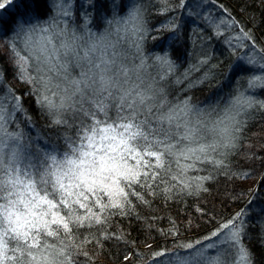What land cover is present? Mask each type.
<instances>
[{
    "label": "snow or ice",
    "instance_id": "6c2138e0",
    "mask_svg": "<svg viewBox=\"0 0 264 264\" xmlns=\"http://www.w3.org/2000/svg\"><path fill=\"white\" fill-rule=\"evenodd\" d=\"M211 2L179 0L175 8H170L168 0H162L165 5L162 12L181 9L187 20L182 22L173 16L153 29L152 36L143 26L142 9L133 5L127 20L115 21L121 25L116 29L117 35L130 31L136 37L133 45L140 62L132 67L124 62L127 55L117 50L120 41L104 43V34L97 36L87 29L90 19L84 9H95L96 0H80V18L85 23L83 35L66 27L75 15L76 0L0 2V47L6 44L16 78L32 86L29 94L33 95L40 113L49 118L47 127L56 130L63 140L58 150L49 151L40 133L34 139L30 136L25 143L23 131L5 130L17 113L28 127L34 129L35 124L22 96L5 87L6 80L0 76L3 87L0 92V264H76L74 256L80 253L83 244L92 242L85 236L76 243L80 229L88 230L93 236L91 230L95 229L105 240H122V235L106 230L111 216L129 215L133 199L147 204L144 193L154 192L153 184L162 172L172 180H179L181 191H207L203 185L212 176L198 177L194 184L185 183L180 176L190 170L198 171V164L224 167V161L216 160L211 154L220 148L236 146V133L242 125L236 116L254 107L264 109V100L245 94L258 83L264 89V75H248L257 66L264 72V49L259 50L262 62L259 65L251 56H238L228 65L227 74L220 71L226 82L233 81L234 95L229 100L228 112L235 110V115L226 114L225 119L211 128L203 121L193 123L187 119L193 111H204L194 108L190 98L176 104L168 100L169 84L182 85L187 81L186 86L196 87L208 82L209 73L204 71L195 80L191 79L192 74L206 67L220 70L218 64L209 65L211 55L203 51L212 40L229 48H236L242 40H252V35L243 28L231 39L225 36L224 32L232 27V17L214 16L208 8ZM112 3L119 7L115 0ZM42 5L46 10L41 9ZM185 23L189 24L186 36ZM37 33L47 41L39 55H35ZM53 36L59 38L58 47ZM146 39L173 44L186 40L189 48L193 51L199 48L201 55L177 75L179 66L171 56L170 44L168 49L161 50L162 55L154 57L157 79L147 74L148 65L142 54ZM48 44L55 48L56 61L63 60L58 67L52 64L53 57L45 54ZM69 66L80 69L78 78L71 76ZM5 71L0 68V73ZM50 72H55L62 83H54L48 75ZM145 75H148L147 83ZM168 77L172 79L169 81ZM61 126L74 128V134L60 132ZM209 136L214 138L209 140ZM28 148L32 150L28 152ZM173 164L178 174H173ZM160 183L166 181L161 179ZM137 187L143 191H137ZM164 191L170 192L171 188ZM251 212L252 209H241L220 226L219 232L212 234L219 241L223 233V243L231 246L226 250L236 249L232 260L226 256L209 260L204 257L203 248L187 256L159 250L153 254L155 264H254L250 250L242 243L249 235ZM260 240L264 242V235ZM96 243L100 241L97 239ZM216 246L206 245L209 249ZM177 247L195 246L189 243ZM82 254L87 257L86 252Z\"/></svg>",
    "mask_w": 264,
    "mask_h": 264
},
{
    "label": "trees",
    "instance_id": "16d2710c",
    "mask_svg": "<svg viewBox=\"0 0 264 264\" xmlns=\"http://www.w3.org/2000/svg\"><path fill=\"white\" fill-rule=\"evenodd\" d=\"M0 2H6V0H0ZM115 3L119 7L113 5L112 0H96L95 9L85 8L84 11L88 12L90 19L86 27L93 33L97 32V36L104 34V43L120 41L117 50L127 55L128 58L124 62L129 67L140 62L135 57L133 45L136 37L128 40L116 37L114 26L117 24L115 21L128 18V10L133 5L142 9L143 26L149 36L155 35L153 29L173 16L182 22L187 20L181 9L162 12L161 10L165 7L162 0H115ZM178 3L179 0H168V7L175 8ZM208 8L214 16L226 18L228 14L231 15L232 27L224 32L229 39L239 35V28H243L252 35V40H242L239 44L233 40V44H237L236 48H229L227 44L214 39L209 47L203 49L211 55L209 65L218 64L221 66L220 70L202 68L200 72L192 74L191 79L195 80L204 71H208V82L196 87L186 86L187 81L182 85L169 84L168 86V100L172 104L190 98L189 102L194 108L204 110L201 113L193 111L187 119L193 123L198 120L203 121L211 128L217 121L225 119L226 114L235 115V110L228 112L229 100L234 95L233 81L230 79L226 82L225 76L221 75L220 71L227 74L228 65L235 62L245 48H250L258 57L259 50L264 49V0H212ZM41 9L46 10L43 5ZM81 14L80 0H76L75 15L67 21L66 27L74 28L78 35H83L85 32V23L80 18ZM109 20L113 21L111 25L107 22ZM188 27L189 24L185 23V36ZM165 35L168 34L165 33ZM53 41L57 46L54 37ZM46 43L43 37L40 38L39 44L44 46ZM170 44L172 45L171 56L179 66L177 75L190 63H195L196 58L201 55V50L199 48L191 50L186 40L173 44L172 41L153 42L151 39H146L142 44V54L148 65L147 74L158 79L154 57L156 54L162 55L161 50L168 49ZM53 53L55 48L52 44H48L45 54ZM8 56L5 44L0 47V68L6 71L0 73V76L6 80L5 87H10L22 96L24 107L31 114L35 128L28 127L17 113L8 121L5 130L7 132H16L18 129L23 131L25 143L30 136L34 139L35 134L40 133L45 138L44 146L49 151L58 150V145L63 144V140L57 135L56 130L47 127L49 118L40 113L33 95L29 94L32 86L16 78L15 69ZM54 66L58 67L56 59ZM69 72L72 77L78 78L80 69L69 66ZM259 74L264 75L259 67H253V72L248 73V75ZM48 75L53 77L54 83H62L55 72H50ZM133 78L135 79L134 76ZM171 79L172 77H168L169 81ZM147 82L148 75H145V83ZM0 92H3V87H0ZM245 94L264 100V89L261 88L260 83L255 89L248 90ZM236 119L242 122L241 131L236 133V146L227 150L220 148L211 154L216 160H223L225 166L213 167L211 164H198V171L190 170L186 175L180 176V180L193 184L198 177L212 176V179L204 182L203 186L207 191L194 189L181 191L180 181L172 180L170 175L162 172L153 184L154 192L144 193L147 204L133 199V209L130 210L129 215L111 216L106 230L108 233L122 235V240H105L95 229L91 230L94 236L88 230H79L76 234V243H80L85 236L92 242L83 244L80 253L74 256L76 264H155L153 254L159 250L178 252L181 256L195 255L204 246L206 237L220 230V226L230 218H234L241 209H252L249 217V235L242 243L250 250L254 264H264V242L260 240V236L264 235L261 231L264 228V224L261 223L264 220V212H262L264 210V109L251 108L236 116ZM69 123H72L70 118ZM59 131L74 134L75 129L61 126ZM213 138L209 136V140ZM31 150V148L27 149L28 152ZM181 163L185 162L181 161ZM173 174H178L175 164H173ZM161 179L166 183H160ZM165 188H171V191L165 192ZM137 191L143 190L137 187ZM258 214H260L259 219ZM97 239L100 243H96ZM189 243L195 247L192 249L177 247L178 245L186 246ZM84 252L87 253V257L82 254ZM125 256L129 259L125 260Z\"/></svg>",
    "mask_w": 264,
    "mask_h": 264
},
{
    "label": "rangeland",
    "instance_id": "374dc122",
    "mask_svg": "<svg viewBox=\"0 0 264 264\" xmlns=\"http://www.w3.org/2000/svg\"><path fill=\"white\" fill-rule=\"evenodd\" d=\"M123 20H127V19L125 18ZM119 27H121L120 24H115V26H114L115 36L116 37H122V38L127 39V40L128 39H132L134 37V36L131 35V32L130 31L127 34H125L123 31H121L119 33V35H117L116 29L119 28ZM128 27L131 28L132 27L131 24H129ZM94 33L96 34L97 32H94ZM53 37H54V39L56 41V44H57V47H58L59 46V38H57L55 36H53ZM40 38H42V36L39 33H37L36 36L34 37V40L36 41V45H35V55H39L40 54V49L43 47V45L39 44ZM245 55L251 56V57L255 58V60L257 61V65H259L260 63H262L260 61L259 57L257 55H255V53L253 51H251L250 48H245L243 50L241 56H245ZM51 56L53 57L52 64L54 65V63H55V53H53ZM62 62H63V60L58 61V65H59V63H62ZM257 67H255V68H257ZM215 232H219V230H217ZM212 234H210L209 236L206 237L207 241L205 242L204 246L202 247L203 248V255H204V257L207 258V259H209V260H215V259L223 258V257L226 256L229 261L232 260L233 255L236 252V249L235 248H232L231 251H227L226 250L227 248H229L231 246L230 245H225L223 243V233L221 234V237H220V240L219 241H217V238L216 237H213ZM209 238H211V239H209ZM209 243H215L217 246L215 248L209 249V248L206 247V245H208ZM222 249H225V250L222 251ZM218 253L220 254V257L217 256Z\"/></svg>",
    "mask_w": 264,
    "mask_h": 264
}]
</instances>
